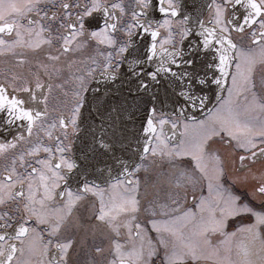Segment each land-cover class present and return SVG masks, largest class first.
Here are the masks:
<instances>
[{"label":"snow or ice","instance_id":"6c2138e0","mask_svg":"<svg viewBox=\"0 0 264 264\" xmlns=\"http://www.w3.org/2000/svg\"><path fill=\"white\" fill-rule=\"evenodd\" d=\"M0 264H264V0H0Z\"/></svg>","mask_w":264,"mask_h":264}]
</instances>
